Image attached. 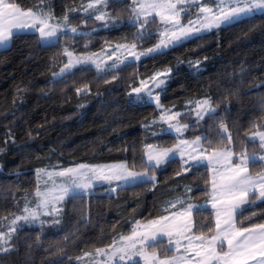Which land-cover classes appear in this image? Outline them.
Instances as JSON below:
<instances>
[{
    "label": "trees",
    "instance_id": "16d2710c",
    "mask_svg": "<svg viewBox=\"0 0 264 264\" xmlns=\"http://www.w3.org/2000/svg\"><path fill=\"white\" fill-rule=\"evenodd\" d=\"M89 1L44 0L42 5L59 18L67 15L84 33L44 41L37 32H16L11 43L0 48V223L37 203L41 168L126 162L135 165L133 170H143L146 145L177 144L178 136L158 120L160 109L155 103L137 102L132 92L142 79L156 73L170 70L163 90L159 88L161 103L184 110L181 121L190 125L186 138L207 135L213 148H224L227 141L218 142L223 123L237 152L260 150L259 141L250 142L249 135L264 130V14L213 28L163 54L145 56L118 69L99 71L82 65L54 77L67 60L65 49L99 51L112 42L149 47L159 39L154 21L146 25L150 39L134 40L137 28L128 23L131 0H112L107 8L113 18L103 25L82 11ZM11 2L29 9L40 0ZM202 98L210 99L218 117L213 122L205 116L199 126L192 127L196 116L195 111H187L188 104ZM185 167L182 159L173 157L150 171L157 176L154 182L123 184L115 191L102 184L90 192L69 195L58 215H45L43 224L19 227L8 250H0V264H94L84 254L111 245L130 233L136 222L179 210L180 204L169 206L178 199L186 203L209 199L210 168L199 165L185 172ZM250 168L253 173L262 172L264 161ZM193 218L198 226L212 225L213 209L201 207ZM54 219L59 223L54 224ZM237 223L242 227L264 223V200L243 206ZM162 241L155 251L175 252L169 250L167 239Z\"/></svg>",
    "mask_w": 264,
    "mask_h": 264
},
{
    "label": "snow or ice",
    "instance_id": "6c2138e0",
    "mask_svg": "<svg viewBox=\"0 0 264 264\" xmlns=\"http://www.w3.org/2000/svg\"><path fill=\"white\" fill-rule=\"evenodd\" d=\"M110 2L112 0H90L84 6V11L90 13L89 18L95 14L96 20L107 22L111 17L105 9ZM43 3L44 0H40L35 8L24 10L11 0H0V45H5L12 39L14 30L29 28L37 31L42 40L58 41L60 35L64 33L68 16H64L63 23H52L54 17L50 11H44ZM209 3L214 4L215 7L207 6ZM193 7H198L195 18L190 19L186 25L182 24V15H188ZM129 10L131 16L128 23L137 28L135 41L151 38L152 34L147 32L146 25L154 22L156 18H159L163 28L159 33L160 40L154 47L139 52L136 51L138 46L136 42L131 45H116L113 52L108 53L109 59H112L116 52L121 51L128 52V56L134 61L149 55L163 54L165 49L192 38L201 31L219 28L222 24H230L256 12L264 14V0H205L204 4H201V0H131ZM70 31L76 33L77 29L71 28ZM64 55L68 57L67 63L59 72L53 73L54 77H62L77 64L95 63V54L74 58V53L65 49ZM125 62L117 56L110 67L115 69ZM96 67L102 71L100 64H96ZM169 73L170 70L142 79L140 86L134 87L132 92L136 94L137 102L155 103L161 110L160 121L168 125L169 131L174 130L178 134L179 143L173 148L146 145L143 171H134L135 165L130 166L126 162L103 166L81 163L54 171L38 170V178L47 177V179L44 180V190L38 187L35 192L36 207L26 206L23 214L16 215L7 225V231H0V250H8L4 246L9 244L12 234L22 227L21 221L24 224L35 222L43 224L44 221L40 219L42 215H58L60 209L57 205L74 190L90 188L94 179L124 183L154 182L156 177L150 175V171L167 163L178 153L183 164L188 166L184 168L185 172L205 162L212 169L208 203L213 209L214 224L198 226L193 217L202 206L178 199L169 206L176 208V205L180 204L179 210L145 224L137 222L131 235L121 236L106 249H96L97 256L105 257L102 264H134L136 257L141 258L144 264H250V262L264 264V223L242 227L238 226L235 219L238 209L254 204L257 200H264V173L253 176L249 170L250 164L264 161V155L249 156L246 150L237 152L234 149L235 142L231 133L223 123L219 126L218 142L223 143L226 140L227 145L224 148H213L212 140L207 135L197 136L191 141L183 139V134L190 125L181 124L180 117L186 113L163 108L160 104V94L155 92L157 88L163 90ZM80 91L82 90H77L78 93ZM194 111L196 120L192 127L199 126L205 116L213 122L218 117L216 108L212 107L211 101L207 98L196 101ZM257 138L260 148L264 149V131L254 132L249 140L255 142ZM202 141L207 142L209 147L205 148ZM0 151L3 149L0 148ZM186 153L187 158H185ZM49 181H51L50 187H48ZM187 191L190 192L192 189L189 188ZM49 209L51 211H48ZM53 223L58 224L59 220L54 219ZM197 229L199 234H196ZM163 237L168 238L169 245L174 244L175 252L171 256L162 258L154 249L163 242ZM149 249L153 251L150 252ZM84 255L92 256V253Z\"/></svg>",
    "mask_w": 264,
    "mask_h": 264
},
{
    "label": "rangeland",
    "instance_id": "374dc122",
    "mask_svg": "<svg viewBox=\"0 0 264 264\" xmlns=\"http://www.w3.org/2000/svg\"><path fill=\"white\" fill-rule=\"evenodd\" d=\"M90 2V1H89ZM88 2V3H89ZM205 3V0H201V4H204ZM87 4V3H86ZM86 4H85V6H86ZM207 6H209V7H215V5L214 4H211V3H209V4H207ZM21 8V7H20ZM21 9H24V8H21ZM24 10H27V9H24ZM82 11H84V7L82 8ZM105 11L109 14V16L111 17V19L113 18L112 17V14H111V12H110V10H108V8H106L105 9ZM198 12V7H193V8H191L190 10H189V14L188 15H186V16H184V15H182V17H181V23L182 24H188V21L190 20V19H194L195 18V15H196V13ZM256 13H260V12H256ZM52 15H53V17H54V19L51 21L52 23H63V18H59V17H57V16H55L53 13H51ZM89 14V13H88ZM255 14V13H254ZM90 15V14H89ZM93 15V19H94V21H95V23L97 24V25H103V24H107V22H108V20H107V22L106 21H98V20H96L94 17H95V14H92ZM251 15H253V14H251ZM130 18V17H129ZM241 18H243V17H241ZM241 18H239V19H241ZM110 20V19H109ZM152 23H154V22H152ZM156 26H157V28H158V34L161 32V31H163V28H162V26H161V24H160V21H159V18H156L155 19V23H154ZM222 25H226V24H222ZM71 28H76L77 29V32H76V34H79V33H84V28H82V27H80L79 26V24L77 23H70L69 22V20L67 21V25H66V27H65V30H64V33H62V34H65V33H72L71 31H70V29ZM22 31H33V32H37V31H35L34 29H31V28H29V29H19V30H14V33H16V32H22ZM204 32H207V31H201L199 34H201V33H204ZM38 33V32H37ZM75 34V33H74ZM198 35V34H197ZM196 36V35H195ZM194 37V36H193ZM190 39V38H189ZM159 40H160V35H159V39H158V41L154 44V45H152V46H149V47H141L140 45H138L137 46V49H136V51L137 52H139V51H145V50H147L148 48H152V47H154L158 42H159ZM185 40H188V39H185ZM185 40H182L181 42H183V41H185ZM44 41H51V40H44ZM181 42H179V43H181ZM11 43V40L10 41H8L7 42V44H5V45H0V48H3V47H6V46H8L9 44ZM119 44H129V45H131V42H112V43H108L107 45H105L104 46V48L103 49H101V50H99V51H87V52H76V51H73V50H71V49H68V50H70V51H72L73 53H74V58L75 57H77V56H88V55H92V54H95V56H94V59H95V63H82V64H77L75 67H73L70 71H72L73 69H75L76 67H78V66H82V65H90V66H93V67H95L96 69H97V67H96V64H100V66H101V69H102V71H106V70H112V69H114V68H111L110 66L112 65V63H113V60H115L116 59V57L118 56L119 58H120V60L121 61H126L125 63H121V64H119V67L118 68H120V67H122L123 65H125V64H127V63H131V62H137V61H134V60H132V58L131 57H129L128 56V52H126V51H121V52H116L115 53V55H113L112 56V59H109L108 58V53H112L113 52V50L115 49V47H116V45H119ZM178 44V43H177ZM171 47V46H170ZM168 49V48H167ZM166 50V49H165ZM164 50V51H165ZM141 58H143V57H141ZM67 60H68V57H67ZM67 60H66V62L65 63H67ZM139 61V60H138ZM64 63V64H65ZM64 64L61 66V68L62 67H64ZM60 68V69H61ZM118 68H115V69H118ZM60 69H59V71H60ZM98 70V69H97ZM58 71V72H59ZM69 71V72H70ZM99 71H101V70H99ZM68 73V72H67ZM160 73H163V72H160ZM66 74V73H65ZM64 74V75H65ZM166 80H167V77H166ZM149 83H151L150 81H149ZM140 86V85H139ZM155 92H157V93H159L160 94V92H159V88H157V89H155ZM205 98H202V99H199V100H196V101H202V100H204ZM207 99H209V98H207ZM210 100V99H209ZM196 101H193V102H191V103H189L188 104V109H187V111L188 110H193L194 111V109H195V103H196ZM160 104L163 106V108H167V109H172V108H170V107H166V106H164L162 103H161V96H160ZM213 107V106H212ZM173 111H178V112H181V113H183L184 112V110H174V109H172ZM161 111V110H160ZM158 120H160V119H158ZM180 123L181 124H185L184 122H182L181 121V117H180ZM168 126V125H167ZM258 131H264V130H258ZM171 132H173L174 134H176L177 136H178V134L174 131V130H172ZM256 132V131H255ZM254 133V132H253ZM252 133V134H253ZM252 134H250L249 135V137H251L252 136ZM183 139H187V140H189V141H191V140H194L196 137H194V138H186L185 136H184V134H183V137H182ZM256 141H259V139L257 138L256 139ZM179 143V142H178ZM177 143V144H178ZM260 143V142H259ZM152 145H154V144H152ZM176 145V144H175ZM175 145H171V146H162L161 148H173ZM205 147V146H204ZM206 148V147H205ZM221 149V148H220ZM248 155L249 156H253V155H255V156H257V157H259L260 155H264V149H261L260 148V150L259 151H253L252 153H248ZM174 157H179L180 159H181V157H180V155L177 153ZM185 158H187V153L185 154ZM119 163H122V162H112V163H103V164H88V163H82V164H87V165H92V166H103V165H112V164H119ZM79 164H81V163H79ZM77 165V164H76ZM76 165H71V166H67V167H74V166H76ZM201 165H207L206 164V162L204 163V164H201ZM162 166V165H161ZM186 167H188L187 165H185ZM67 167H48V168H41V169H46V170H48V171H54V170H58V169H61V168H67ZM210 168V167H209ZM41 169H39V170H41ZM249 170H250V173L253 175V176H256L257 174H261V173H264V171H262V172H259V173H253L252 171H251V168H249ZM134 171H143V170H134ZM210 171H211V180H212V169L210 168ZM150 175H154L155 177H156V179H157V176H156V174H154V173H149ZM47 179V177H43V178H38V187L41 189V190H44V188H45V184H44V180H46ZM102 184H107V185H109V187H110V190L111 191H113V189H115L116 190V188H117V186H119V185H123V184H132V183H124V182H117V181H112V182H108V181H104V180H93L92 181V186L90 187V188H88V189H84V190H74L72 193H70V195L71 194H73V193H82V192H90L91 190H93L96 186H98V185H102ZM51 186V181H49V183H48V187H50ZM37 190V189H36ZM36 192V191H35ZM210 192H211V183H210V189H209V194H210ZM68 197V196H67ZM66 197V198H67ZM65 198V199H66ZM64 199V200H65ZM192 203H194V204H198V205H201L202 207H205V205H207L206 207H210L211 208V204L210 203H208V200L206 201V202H203V203H198V202H192ZM62 204V203H61ZM61 204H58L57 205V208H59L60 209V207H61ZM27 207H29V208H35L36 207V204H34V205H29V206H27ZM25 208V207H24ZM23 208V209H24ZM23 209L19 212V213H17V214H15L14 216H12L10 219H8V221H5L4 223H0V231H7V225L11 222V220L16 216V215H22L23 214ZM240 209H238L237 210V212L239 211ZM48 211H51V209H49ZM169 214V213H168ZM168 214H166V215H168ZM45 215H42L41 217H40V219L42 220L43 219V217H44ZM159 217H157V218H153V219H150V220H145V221H138V222H140V224H145V223H147L148 221H151V220H154V219H158ZM235 219H236V221H237V214H236V217H235ZM21 223V225L23 226V225H25L22 221L20 222ZM36 223H39V222H35V223H31V224H36ZM137 223V222H136ZM259 224V223H258ZM255 225V224H254ZM136 226V224L134 225V227ZM239 226V225H238ZM251 226H253V225H250V226H247V227H251ZM131 233H132V231L130 232V233H128V234H124L123 236H129V235H131ZM14 234V233H13ZM13 234H12V236H13ZM210 235V234H209ZM162 239H167V241H168V238L167 237H163ZM119 239H117V241H118ZM10 245V241H9V244L8 245H5L4 247L5 248H7L8 246ZM168 247L170 248V249H173V250H175V246H174V244H172V245H169L168 244ZM102 248H108V246L107 247H102ZM224 250L226 251L227 250V246L225 245L224 246ZM149 251L151 252V250L149 249ZM159 253V252H158ZM174 254V252L173 253H167V254H161V257L163 258V256H171V255H173ZM87 257H90L91 259H92V261L94 262V264H102V262L105 260V257L104 256H97L96 255V251H94V252H92V256H87ZM135 260L136 261H141L142 262V264H144V261L141 259V258H139V257H136L135 258ZM250 264H252V262H250Z\"/></svg>",
    "mask_w": 264,
    "mask_h": 264
}]
</instances>
